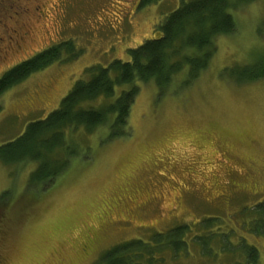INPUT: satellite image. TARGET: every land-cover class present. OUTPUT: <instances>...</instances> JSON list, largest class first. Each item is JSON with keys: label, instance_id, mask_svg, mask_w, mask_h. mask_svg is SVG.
I'll return each instance as SVG.
<instances>
[{"label": "rangeland", "instance_id": "374dc122", "mask_svg": "<svg viewBox=\"0 0 264 264\" xmlns=\"http://www.w3.org/2000/svg\"><path fill=\"white\" fill-rule=\"evenodd\" d=\"M187 1L0 0V77L54 45L72 42L79 52L0 95V145L57 109L90 67L128 61L127 51L155 38ZM230 13L234 32L215 39L195 80L180 84L183 71L162 95L139 85L128 137L106 142V128L70 134L78 156L49 189L27 186L32 164H0V197L8 192L0 264H100L114 246L182 224L195 235L210 225L208 244L191 242L166 264H243L248 247L264 264L255 209L264 201V78L230 76L264 57V0Z\"/></svg>", "mask_w": 264, "mask_h": 264}, {"label": "trees", "instance_id": "16d2710c", "mask_svg": "<svg viewBox=\"0 0 264 264\" xmlns=\"http://www.w3.org/2000/svg\"><path fill=\"white\" fill-rule=\"evenodd\" d=\"M159 0H139V8ZM253 0H189L165 17L157 26V35L138 47L129 49L128 61L114 59L106 66H93L85 71L57 109L44 119L30 122L24 132L0 145V164L5 166L32 164L27 186L33 190L49 189L63 175L70 160L78 156L72 133L90 135L106 128V142L129 136L128 117L140 84H153L162 95L174 78L186 71L180 81L188 85L208 65L214 41L234 32L231 8ZM72 42L49 47L22 61L0 77V95L22 83L30 75L78 55ZM236 83L256 82L264 78V57L251 68L230 73ZM181 79V78H180ZM5 191L0 200H7ZM5 199V200H4ZM2 201V203H3ZM6 203V202H5ZM5 206H7L5 204ZM258 220L264 217V201L255 206ZM262 216V217H261ZM261 217V218H260ZM214 219L209 218L207 222ZM197 225V224H196ZM195 226V225H194ZM204 230L189 231V225H177L149 240L133 239L108 250L100 264H166L168 253L173 258L188 254L191 242L208 244L210 225ZM205 233V234H204ZM256 233L264 237V228ZM241 243V241H240ZM239 244L236 246L238 247ZM202 248V247H201ZM230 250H233L231 248ZM172 258V259H173ZM241 264V263H237ZM243 264H262L256 248L248 247Z\"/></svg>", "mask_w": 264, "mask_h": 264}]
</instances>
